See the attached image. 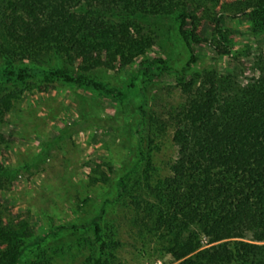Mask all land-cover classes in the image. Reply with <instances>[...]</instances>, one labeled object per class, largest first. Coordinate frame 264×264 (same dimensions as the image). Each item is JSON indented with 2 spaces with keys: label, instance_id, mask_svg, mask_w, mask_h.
I'll return each mask as SVG.
<instances>
[{
  "label": "trees",
  "instance_id": "1",
  "mask_svg": "<svg viewBox=\"0 0 264 264\" xmlns=\"http://www.w3.org/2000/svg\"><path fill=\"white\" fill-rule=\"evenodd\" d=\"M216 2L0 0V125L24 93L18 84L28 79L40 87L63 83L101 90L94 72L133 66L129 88L138 83L143 98L151 79L173 84L182 94L179 106L150 116L153 124L140 107L137 164L88 222L57 229H92V243L78 246L81 264H123L116 254L123 246L116 239L120 229H127L136 252L139 243L142 255L150 249L177 264H264V56L253 62L258 75L246 84L235 74L194 72L196 45L209 43L217 54L231 55L226 26L236 17L264 37V0L221 6L222 18L214 25ZM165 17L179 23L178 36L189 53L181 70L153 55L137 62L156 46L162 33L153 31L154 24ZM168 135L176 155L166 163V175L152 162L142 168L160 150L155 141ZM14 180L0 169V192ZM117 204L124 206L120 220L104 229L107 207ZM54 233L32 240L0 227V264H25Z\"/></svg>",
  "mask_w": 264,
  "mask_h": 264
},
{
  "label": "rangeland",
  "instance_id": "2",
  "mask_svg": "<svg viewBox=\"0 0 264 264\" xmlns=\"http://www.w3.org/2000/svg\"><path fill=\"white\" fill-rule=\"evenodd\" d=\"M234 1L217 0L214 8L218 15L210 24L222 18L221 6ZM178 26L173 17L156 21L153 31L162 36L137 62L153 55L165 59L172 69L181 70L189 53L178 36ZM226 28L232 34L231 55L217 54L209 43L196 45L194 72L235 74L240 83L246 84L258 75L253 62L264 56V37L253 34L249 22L241 16ZM206 36L212 38L211 27ZM93 78L103 85L101 90L63 83L40 87L36 79L18 84L24 93L0 125V169L15 176L8 189L0 192V227L29 234L32 240L55 232L43 251L25 260V264H81L78 246L92 243V229H57L88 222L102 202L114 194L117 180L137 164L140 107H144L148 123L153 124L150 116L166 114L183 101L173 84L154 79L143 98L138 83L129 88L133 66L118 71L98 70ZM121 94L128 95L121 98ZM65 127L69 130L59 138ZM155 143L160 150L152 154V161L147 158L142 168L152 162L165 176L166 163L174 159L175 149L169 135ZM101 174H106V183ZM91 178L99 181L94 185ZM106 210L104 229L120 220L124 206L110 205ZM126 231L120 229L116 238L123 243L116 252L123 264H177L150 249L142 255L139 243L136 252L137 246H130L133 240ZM4 248L5 243H0L1 252Z\"/></svg>",
  "mask_w": 264,
  "mask_h": 264
},
{
  "label": "built area",
  "instance_id": "3",
  "mask_svg": "<svg viewBox=\"0 0 264 264\" xmlns=\"http://www.w3.org/2000/svg\"><path fill=\"white\" fill-rule=\"evenodd\" d=\"M159 264V263H158Z\"/></svg>",
  "mask_w": 264,
  "mask_h": 264
}]
</instances>
